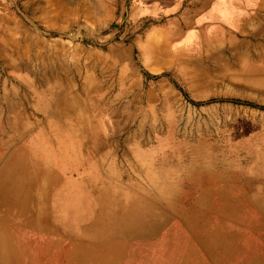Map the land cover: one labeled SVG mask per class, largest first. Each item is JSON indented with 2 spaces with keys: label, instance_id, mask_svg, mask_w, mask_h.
<instances>
[{
  "label": "rangeland",
  "instance_id": "rangeland-1",
  "mask_svg": "<svg viewBox=\"0 0 264 264\" xmlns=\"http://www.w3.org/2000/svg\"><path fill=\"white\" fill-rule=\"evenodd\" d=\"M228 1L0 0V97L5 94L9 106L18 103L9 117L23 112L22 132L52 159H59L58 167L62 160L69 168L78 159L85 162L80 170L83 183L97 176L100 181L109 179L98 172L100 155L92 158L89 152L100 139L101 160L116 173L111 179L129 195H134L129 186L146 184L135 151L160 152L152 164L156 168L183 166L180 184L166 210L168 227L182 230L178 212L190 208L195 190L206 185V177H212L201 169L205 161L199 157L193 161L190 153L203 148L240 149L242 145L264 152V78L220 75L215 65L197 62L205 51L189 44L196 15ZM232 1L240 7L261 6L264 13V0ZM155 39H165L171 46L177 40L174 47L184 48L186 53L181 56L166 50L158 56L148 47ZM48 85L62 92L69 90L67 100L76 102L71 114L77 113L86 124L84 132H96L97 138L76 143L71 128L74 117L68 119V125L47 118L42 106ZM5 114L0 107L2 123ZM9 137L6 133L5 138ZM68 145L69 153L64 154ZM178 149L185 155H163ZM262 163L264 160L227 161L220 172L231 185H240L251 196L258 194V200L264 202V175H254L250 168ZM209 171L218 173L219 169L214 166ZM66 177L74 181L79 176ZM240 218L251 217L244 214ZM253 241L262 244L257 236ZM163 244L158 262L166 264L170 255L166 242Z\"/></svg>",
  "mask_w": 264,
  "mask_h": 264
},
{
  "label": "bare ground",
  "instance_id": "bare-ground-1",
  "mask_svg": "<svg viewBox=\"0 0 264 264\" xmlns=\"http://www.w3.org/2000/svg\"><path fill=\"white\" fill-rule=\"evenodd\" d=\"M260 12L261 6L240 7L231 0L204 15L197 14L189 44L193 49L202 47L205 56L196 61L215 65L220 75L264 78V13ZM172 43L155 39L148 47L158 56L166 50L181 56L186 53V49L174 47L177 40ZM44 90L42 108L49 120L68 125V119L74 117V131L70 132L76 143L97 138L96 132H84L86 124L77 113L71 114L76 102L67 100L69 90L62 92L49 85ZM5 103L7 96L3 94L0 107L6 118L2 123L0 117V264H162L158 259L164 241L170 255L166 264H264V202L258 200V194L251 196L240 185H231L220 172L226 169L227 161L264 160L261 149L242 145L240 149L203 148L190 153L192 160L199 157L205 161L201 169L212 177H206V185L195 190L190 208L178 212L182 230H174L168 227L170 214L166 210L180 184L183 166L156 168L152 164L160 152L135 151L146 184L129 186L134 194L129 195L111 179L116 173L101 160L100 139L89 152L92 158L100 155L97 162L104 167L100 165L98 172L109 179L100 181L97 176L83 183L80 170L85 162L78 159L69 168L62 160L58 167L59 159H52L22 132L23 112L9 117L18 103ZM6 133L11 137L5 138ZM62 135L68 137L67 132ZM63 153H69V145ZM80 153L78 148L77 157ZM163 155L180 158L185 154L178 149ZM214 166L218 173L209 171ZM250 168L254 175H264L263 163ZM67 175L79 177L72 181ZM244 214L251 218H240ZM254 236L261 245L255 244Z\"/></svg>",
  "mask_w": 264,
  "mask_h": 264
}]
</instances>
